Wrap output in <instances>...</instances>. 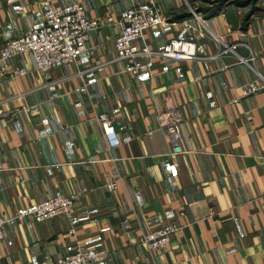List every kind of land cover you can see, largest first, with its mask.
<instances>
[{"label":"crops","instance_id":"obj_1","mask_svg":"<svg viewBox=\"0 0 264 264\" xmlns=\"http://www.w3.org/2000/svg\"><path fill=\"white\" fill-rule=\"evenodd\" d=\"M50 1L80 2L100 25L91 53L72 63L37 69L26 54L5 61L25 73L0 74V216L12 242L0 243V264H54L69 244L97 242L108 257L95 264H264V90L242 92L253 69L264 74V0H0V46L40 20ZM146 2L166 24L147 28L138 50L161 49L187 18L205 55L231 44L235 51L143 55L130 74L114 49L119 15ZM168 108L182 117L186 152L176 156L158 127ZM100 113L117 147L107 146ZM56 190L76 195L73 217L11 218ZM169 222L178 230L167 247L147 252L140 235Z\"/></svg>","mask_w":264,"mask_h":264},{"label":"built area","instance_id":"obj_2","mask_svg":"<svg viewBox=\"0 0 264 264\" xmlns=\"http://www.w3.org/2000/svg\"><path fill=\"white\" fill-rule=\"evenodd\" d=\"M193 18L200 19L197 14ZM166 24V18L152 2L136 3L123 10L119 15V33L114 38L116 58L124 60L126 69L132 75H137L142 67L143 55H154L162 58L179 59H211L227 51L234 52L236 45H225L217 54L205 55V45H196L190 35L191 25L187 18L180 21L181 28L173 39L165 43L157 51H140L135 42L142 38L144 31L152 26ZM100 21L90 18L80 2L62 3L50 1L47 3L42 18L29 27L22 35L6 40L0 46V74L9 73L12 76H22L25 71L21 68H8L5 61L26 54L32 57L37 69H52L74 62L82 53L90 54L92 46H88L90 34L97 29ZM217 41L218 39L215 38ZM264 58V42L261 48ZM250 58H240L248 63ZM256 78L247 83L243 94L256 93L264 90V74L253 69ZM158 127L162 128L171 143L170 155L185 153L183 149V133L181 129L182 117L178 109L168 108L157 116ZM103 137L109 148L119 145L111 119L106 113L96 116ZM151 131H148L150 133ZM115 184L107 183L106 188L113 190ZM76 195H67L56 190L48 198L30 205L17 208L11 218L17 221L44 222L60 215L73 217ZM87 215H80L78 220L86 219ZM9 218L0 216V243L11 245L5 239L4 226ZM178 230L175 223L169 222L155 229L142 233L140 242L149 253L163 251L171 240V236ZM73 233V229L69 230ZM108 257V250L102 242H97L84 248L77 244H69L64 253L56 257L54 264H95L103 262Z\"/></svg>","mask_w":264,"mask_h":264},{"label":"trees","instance_id":"obj_3","mask_svg":"<svg viewBox=\"0 0 264 264\" xmlns=\"http://www.w3.org/2000/svg\"><path fill=\"white\" fill-rule=\"evenodd\" d=\"M223 2H226V1H225V0H221V1H220V4H222Z\"/></svg>","mask_w":264,"mask_h":264},{"label":"rangeland","instance_id":"obj_4","mask_svg":"<svg viewBox=\"0 0 264 264\" xmlns=\"http://www.w3.org/2000/svg\"><path fill=\"white\" fill-rule=\"evenodd\" d=\"M225 1L229 2L230 0H225Z\"/></svg>","mask_w":264,"mask_h":264}]
</instances>
